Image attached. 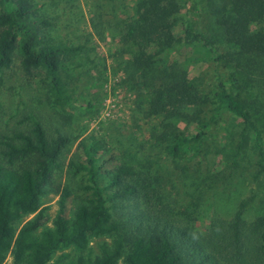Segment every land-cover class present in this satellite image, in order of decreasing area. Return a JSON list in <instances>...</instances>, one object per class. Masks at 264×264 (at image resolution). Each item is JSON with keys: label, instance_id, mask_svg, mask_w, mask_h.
I'll return each instance as SVG.
<instances>
[{"label": "trees", "instance_id": "16d2710c", "mask_svg": "<svg viewBox=\"0 0 264 264\" xmlns=\"http://www.w3.org/2000/svg\"><path fill=\"white\" fill-rule=\"evenodd\" d=\"M0 4L8 7L0 12V70L18 56L23 74H42L53 104L63 109L71 100L69 65L81 47L55 41L49 34L51 20L32 0ZM179 10L177 0L133 1L122 41L135 46L130 53L134 66L152 64L180 42L172 34ZM213 18L233 53L264 57V0H216ZM183 33L211 51L201 35L187 27ZM215 61L224 64L227 59L216 55ZM215 82L207 94L200 77L180 74L147 96L145 108L137 109L144 120L153 121L148 144L173 159L202 156L219 117L229 113L241 125L237 148L250 142L257 173H264V141L247 104L231 93L218 70ZM180 123L194 126V131L178 132ZM69 142L59 131L48 137L37 121L27 133L15 132L2 141L7 166L0 163V263L10 253L12 264H264V214L247 222L246 203L240 202L229 221L213 220L200 234L192 229L193 210L174 211L165 204L157 177L99 158L94 141L88 148L80 144L82 163L76 170L86 177L85 197L73 217L66 216L70 192L64 188L51 227L37 233L38 224L17 229L23 217L40 208ZM26 159L32 160L28 167H12ZM108 235H113L110 245L102 243L98 254L90 256V239Z\"/></svg>", "mask_w": 264, "mask_h": 264}, {"label": "rangeland", "instance_id": "374dc122", "mask_svg": "<svg viewBox=\"0 0 264 264\" xmlns=\"http://www.w3.org/2000/svg\"><path fill=\"white\" fill-rule=\"evenodd\" d=\"M39 13L51 20L50 36L81 52L69 65L71 100L63 109L52 102L47 81L38 73L25 75L18 56L11 66L0 70V163L5 137L15 132L27 133L37 121L51 137L56 131L70 142L59 159L34 214L25 216L20 229L38 224L36 233L51 227L58 210L61 192L67 188L66 216L73 217L83 203L85 175L76 170L82 163L80 144H96L99 158L113 163H127L157 177L158 190L165 204L178 211L193 210L192 229L200 234L209 230L213 220L229 221L240 202H245L244 219L252 222L264 214V173H257L256 157L250 142L237 148L240 121L229 113L219 117L206 142L202 156L173 159L147 142L153 121L144 120L138 106L172 76L200 77L203 91L215 89L217 70L228 82V89L248 106L264 141V57L236 55L229 49L214 23L216 0H177L179 13L172 34L180 40L152 64L136 67L130 53L135 46L122 41L125 26L132 18L134 0H32ZM0 4V12L7 11ZM201 35L211 51L184 28ZM226 57L217 64L215 56ZM227 65V66H226ZM194 126L180 123L178 132H193ZM26 159L12 167H28ZM113 235L90 239L89 253L95 256L99 245H110ZM0 264H12L10 253ZM118 264H122L121 261Z\"/></svg>", "mask_w": 264, "mask_h": 264}]
</instances>
